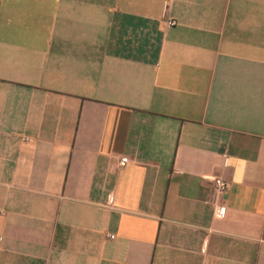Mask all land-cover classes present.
Instances as JSON below:
<instances>
[{
    "label": "crops",
    "instance_id": "0c3cea01",
    "mask_svg": "<svg viewBox=\"0 0 264 264\" xmlns=\"http://www.w3.org/2000/svg\"><path fill=\"white\" fill-rule=\"evenodd\" d=\"M0 264H264V0H0Z\"/></svg>",
    "mask_w": 264,
    "mask_h": 264
},
{
    "label": "built area",
    "instance_id": "2783aa9c",
    "mask_svg": "<svg viewBox=\"0 0 264 264\" xmlns=\"http://www.w3.org/2000/svg\"><path fill=\"white\" fill-rule=\"evenodd\" d=\"M177 22L176 20L172 19L168 21V25L169 26H173L175 25ZM227 157H225V162H227ZM129 162V158L128 156H122L119 160V166L123 167L126 166V164ZM214 182H215V188H216V192L217 194H222L223 192H225V190L228 188V182L225 181L223 178L221 177H215L214 178ZM226 206L223 203H219L216 204L214 207V212L216 216H224L226 213ZM113 237V236H111Z\"/></svg>",
    "mask_w": 264,
    "mask_h": 264
}]
</instances>
